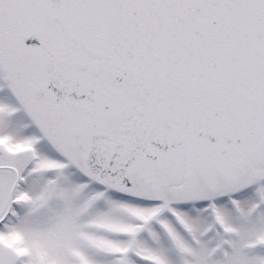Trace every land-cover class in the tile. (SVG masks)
<instances>
[{
  "label": "snow or ice",
  "instance_id": "obj_1",
  "mask_svg": "<svg viewBox=\"0 0 264 264\" xmlns=\"http://www.w3.org/2000/svg\"><path fill=\"white\" fill-rule=\"evenodd\" d=\"M0 264H264V0H0Z\"/></svg>",
  "mask_w": 264,
  "mask_h": 264
}]
</instances>
